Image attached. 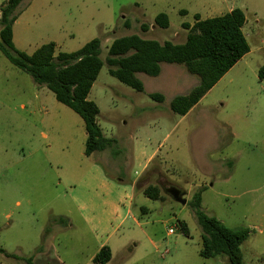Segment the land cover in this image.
Here are the masks:
<instances>
[{
    "label": "rangeland",
    "instance_id": "obj_1",
    "mask_svg": "<svg viewBox=\"0 0 264 264\" xmlns=\"http://www.w3.org/2000/svg\"><path fill=\"white\" fill-rule=\"evenodd\" d=\"M234 9L246 16L250 52L186 116L171 102L200 78L184 65L163 63L157 78L139 74L144 92L110 75L115 39L183 44V24L196 14ZM161 13L168 29L155 24ZM16 16L13 41L27 54L49 43L56 55L73 53L101 40L105 65L89 100L121 153L86 156L83 119L0 52V264H96L104 247L108 264H230L201 256L197 193L202 212L250 231L244 264H264V0H24ZM156 93L164 102L149 98ZM149 186L159 188L158 200L145 196ZM172 188L186 193V205Z\"/></svg>",
    "mask_w": 264,
    "mask_h": 264
},
{
    "label": "trees",
    "instance_id": "obj_2",
    "mask_svg": "<svg viewBox=\"0 0 264 264\" xmlns=\"http://www.w3.org/2000/svg\"><path fill=\"white\" fill-rule=\"evenodd\" d=\"M24 0H7L0 8V52L17 69L29 74L35 83L45 86L56 100L78 114L84 121L87 135L85 154L112 150L114 156L121 153L115 138H106L98 124L100 110L89 100V95L100 71L105 65L101 58V40L94 39L73 53L56 55V44L49 43L38 48L33 54L20 52L13 41V25L17 20L16 10ZM185 14V11L181 12ZM193 25L183 24L189 30L185 43L170 41L160 43L132 35L115 39L108 48L107 65L109 73L120 83L137 92H144V84L138 77L145 74L158 77L161 65H184L187 71L200 78L199 84L187 95L177 96L171 102V110L186 116L216 84L249 52L250 45L243 31L246 16L240 9L202 20L194 16ZM155 24L162 28L170 27L165 13L156 16ZM147 32L149 27L142 25ZM264 69L260 71V77ZM149 98L164 102L162 94H150ZM144 194L158 200L160 190L149 186ZM196 217L203 230L201 256L215 258L224 255L230 264H244L241 246L249 238L248 229H230L214 217L201 210V193L195 194ZM183 231L187 226L180 223ZM0 253L4 250L0 248ZM111 251L104 247L96 255V264H108Z\"/></svg>",
    "mask_w": 264,
    "mask_h": 264
},
{
    "label": "water",
    "instance_id": "obj_3",
    "mask_svg": "<svg viewBox=\"0 0 264 264\" xmlns=\"http://www.w3.org/2000/svg\"><path fill=\"white\" fill-rule=\"evenodd\" d=\"M168 192L174 201H176L182 205L187 204V200L185 199L186 193H184L180 189L173 188V189H170Z\"/></svg>",
    "mask_w": 264,
    "mask_h": 264
},
{
    "label": "crops",
    "instance_id": "obj_4",
    "mask_svg": "<svg viewBox=\"0 0 264 264\" xmlns=\"http://www.w3.org/2000/svg\"><path fill=\"white\" fill-rule=\"evenodd\" d=\"M231 11H232V10H231ZM231 11H230V12H231ZM160 43H161V42H160ZM161 68H162V66H161ZM161 73H162V70H161ZM160 75H161V74H160ZM160 75H159V76H160ZM159 76H158V77H159ZM138 77H139V76H138ZM155 78H157V77H155ZM143 84H144V83H143ZM144 91H145V85H144ZM149 95H150V94H149ZM164 99H165V98H164ZM154 153H155V152H154ZM153 155H154V154H153ZM153 155L151 156V158L153 157Z\"/></svg>",
    "mask_w": 264,
    "mask_h": 264
},
{
    "label": "built area",
    "instance_id": "obj_5",
    "mask_svg": "<svg viewBox=\"0 0 264 264\" xmlns=\"http://www.w3.org/2000/svg\"><path fill=\"white\" fill-rule=\"evenodd\" d=\"M169 234H174V230L173 229H170L169 230Z\"/></svg>",
    "mask_w": 264,
    "mask_h": 264
},
{
    "label": "flooded vegetation",
    "instance_id": "obj_6",
    "mask_svg": "<svg viewBox=\"0 0 264 264\" xmlns=\"http://www.w3.org/2000/svg\"><path fill=\"white\" fill-rule=\"evenodd\" d=\"M173 189V188H172Z\"/></svg>",
    "mask_w": 264,
    "mask_h": 264
}]
</instances>
